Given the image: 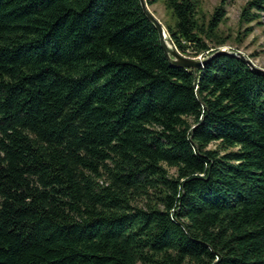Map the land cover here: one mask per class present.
<instances>
[{
	"label": "trees",
	"instance_id": "16d2710c",
	"mask_svg": "<svg viewBox=\"0 0 264 264\" xmlns=\"http://www.w3.org/2000/svg\"><path fill=\"white\" fill-rule=\"evenodd\" d=\"M158 1L224 45L225 0ZM0 264H264V76L171 65L138 0H0Z\"/></svg>",
	"mask_w": 264,
	"mask_h": 264
},
{
	"label": "rangeland",
	"instance_id": "374dc122",
	"mask_svg": "<svg viewBox=\"0 0 264 264\" xmlns=\"http://www.w3.org/2000/svg\"><path fill=\"white\" fill-rule=\"evenodd\" d=\"M219 1L220 0L200 1L198 11L202 21L208 19L213 8L218 5ZM248 1L249 0H225V17L218 27L219 35L224 38V45L217 50L224 48L227 51L237 52L250 61L254 67L264 70V16L261 15L250 24L240 23L238 20L242 6ZM146 9L162 27L172 24L169 10H167L160 1L156 0L150 6H146ZM186 55L187 56L183 57L187 59L203 60L206 58L201 56L191 57L189 51L186 52ZM215 147L216 144L212 143L208 146V149H215ZM166 171L168 176L175 175L173 169L166 168Z\"/></svg>",
	"mask_w": 264,
	"mask_h": 264
},
{
	"label": "water",
	"instance_id": "95a60500",
	"mask_svg": "<svg viewBox=\"0 0 264 264\" xmlns=\"http://www.w3.org/2000/svg\"><path fill=\"white\" fill-rule=\"evenodd\" d=\"M140 4V8L142 10V13L146 17V19L153 25L155 28L157 35H158V43H159V48L162 51L163 55L167 59V61L174 66L180 67V68H185V69H190V70H200L204 64L211 59L214 56L218 55H225V56H231L239 59L242 63H244L249 69L261 76H264V70H261L259 68L254 67L250 61L245 59L241 54L237 52H231V51H225L223 49H220L213 53L212 55H209L206 57L204 60H194V59H187L178 54L172 47L171 45L168 46L166 42L168 40H164V35H163V30L160 26V24L154 19V17L147 11L145 8V5L142 0H138ZM169 43V42H168Z\"/></svg>",
	"mask_w": 264,
	"mask_h": 264
},
{
	"label": "bare ground",
	"instance_id": "6f19581e",
	"mask_svg": "<svg viewBox=\"0 0 264 264\" xmlns=\"http://www.w3.org/2000/svg\"><path fill=\"white\" fill-rule=\"evenodd\" d=\"M142 1H143L144 5H145V8H146L147 5H146V3H145V0H142ZM154 19H155V18H154ZM155 20H156V19H155ZM156 21H157V20H156ZM157 22H158V21H157ZM158 23H159V22H158ZM159 24H160V23H159ZM160 26H161V28H162V30H163V35H164L163 37H164V40L166 41V40H168V39L166 38L165 31H164V29H163V27H162L161 24H160ZM168 42H169V40H168ZM168 42H166V44H167L168 46H170L171 44H169L170 42H169V43H168ZM171 47H172V46H171ZM172 48H173V47H172ZM173 49H174V48H173ZM222 49L225 50V51H227V50L224 49V48H222ZM174 50H175V49H174ZM219 50H220V49H219ZM175 51H176V50H175ZM217 51H218V50H217ZM215 52H216V51H215ZM215 52H214V53H215ZM177 53H178V52H177ZM178 54H179V53H178ZM181 56H182V55H181ZM204 59H205V58H204ZM204 59H203V60H204ZM200 61H201V60H200Z\"/></svg>",
	"mask_w": 264,
	"mask_h": 264
}]
</instances>
